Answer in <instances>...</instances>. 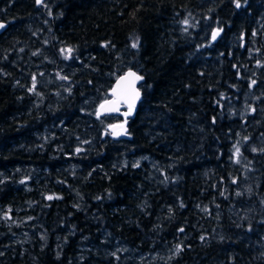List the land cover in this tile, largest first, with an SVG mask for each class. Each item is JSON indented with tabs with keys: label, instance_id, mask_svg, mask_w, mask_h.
Returning <instances> with one entry per match:
<instances>
[{
	"label": "trees",
	"instance_id": "trees-1",
	"mask_svg": "<svg viewBox=\"0 0 264 264\" xmlns=\"http://www.w3.org/2000/svg\"><path fill=\"white\" fill-rule=\"evenodd\" d=\"M239 3L0 0V264H119L116 242L149 264H264V0ZM59 47L85 66L61 113L28 79ZM129 68L142 100L114 140L82 100Z\"/></svg>",
	"mask_w": 264,
	"mask_h": 264
},
{
	"label": "rangeland",
	"instance_id": "rangeland-1",
	"mask_svg": "<svg viewBox=\"0 0 264 264\" xmlns=\"http://www.w3.org/2000/svg\"><path fill=\"white\" fill-rule=\"evenodd\" d=\"M185 21H187V24L184 23V21L181 22L180 28H182L184 30V28H186V26L188 24H192L189 23V19H186ZM60 51L62 50V47H59ZM61 58L60 59H54V58H50L48 55H44L43 60H42V64L43 67L40 68H36V70H34V72L32 71L31 75H29L28 79L30 80V83L33 85V77H35V85H40V86H51L52 89L51 90H46L45 94L46 96H44L45 100L49 102V100L51 99L53 101L52 103H46V109H53L54 111H56L57 113H61L60 109H58V102L60 103L63 100V95L70 92L72 90L71 85H70V81L68 80V75L69 73H73L74 70L77 66L78 68H81V70H83L82 67H85L80 59H74L72 58L73 55L71 54V57L68 59H65V53L61 51ZM50 65L52 68L48 69L46 68V66L44 65ZM35 73V74H34ZM61 77H66V79H62ZM39 86V87H40ZM96 87L99 89L100 85L99 83L96 84ZM97 91V89H96ZM53 92L54 95H50ZM109 92V91H108ZM96 93V92H95ZM90 94V96L86 99L82 100V103L85 104L87 111L90 113H94L95 115V111L96 108L98 107L99 103L102 101L101 100V96H95L96 98H94V95ZM50 97V98H49ZM109 97V93H104V99H107ZM30 100V99H29ZM101 100V101H100ZM41 105H43V99H41V96H35L30 102H28V109H32V108H36L39 111V108L41 107ZM52 105V106H51ZM50 114V113H49ZM53 114V113H52ZM46 116V115H45ZM48 117H51V115H48ZM98 119V118H97ZM100 120L98 121L99 124L104 123V118H99ZM109 122L108 125L111 123H115L118 121H121V119H119L118 117H108ZM50 124L48 125V128H46L45 132L42 133L44 135V138H42V143L43 144H47L50 141V138H52L53 133L52 131L55 129V125H58V123H54V121L52 120V122H49ZM107 125V126H108ZM36 133H34L33 135H35ZM83 141L81 138H79L78 142ZM76 143V141H75ZM63 147V146H62ZM240 148L239 146L236 147ZM53 150L59 152H62V148L61 146H53L52 147ZM74 149H77V147L75 146ZM236 149L232 152L233 159L236 163H241V158H240V149H239V156L236 155ZM66 157H71L69 155H66ZM144 160H146L148 163L154 165L155 162L152 161L151 159L147 158L146 156L142 157ZM21 175L26 177L28 175L26 170H22L21 171ZM240 193V192H239ZM1 222H5L1 212H0V223ZM5 225H9L7 223H5ZM13 225V224H10ZM17 225V224H15ZM30 226L34 227L35 229H38L39 234H37V232L35 231V233L37 234V236H41V229H42V225L38 224H32ZM33 234L34 232L31 230H27V231H21V233H19L18 235L11 237L12 241L14 243H17L18 245H20L22 248H24L25 244L29 241V237L30 235ZM114 252H118L121 251L123 253L122 256H119V258L121 260H119V262L117 261V263L121 264L122 262H126L128 260L133 261V259H135L136 262H141V264H149L150 261L154 258V255H147V254H142V253H136L134 251H129V250H125V248L121 245L118 244V242H116L114 244V247L112 248ZM103 252H105L107 255L108 253H112V251H109L106 246L102 247Z\"/></svg>",
	"mask_w": 264,
	"mask_h": 264
},
{
	"label": "snow or ice",
	"instance_id": "snow-or-ice-1",
	"mask_svg": "<svg viewBox=\"0 0 264 264\" xmlns=\"http://www.w3.org/2000/svg\"><path fill=\"white\" fill-rule=\"evenodd\" d=\"M37 4H41L43 0H36ZM236 7H240L239 0H236ZM185 24H187V21H184ZM4 24H0V28H3ZM219 31H214L212 33L213 40L216 39V37L219 35ZM133 47H137V44H133ZM72 49H62V52L65 53V59H68L71 57ZM62 79H66V77H61ZM143 77L137 75L136 73L129 71L124 77H121L120 80L117 81L116 87L112 90V96L115 97V99L111 101H105V103L100 105V108L98 110L97 115L99 116L102 112H108V111H118L120 104H127L128 111L125 113H122L125 117L130 116L135 108L136 101L140 98V92L135 88V84L137 81L142 80ZM253 83H255L253 81ZM33 87H35V77H33ZM127 123V120H125V124ZM113 134L114 135H124L127 134V129L125 128L124 124L121 125H114L112 126ZM77 151H80L77 149ZM236 155L239 156V148L236 149ZM138 166V165H137ZM235 183V181H233ZM49 200L53 199L54 197L49 196L47 197ZM57 199L59 197H56ZM180 231H183V229H180ZM182 249L177 246V252L181 251Z\"/></svg>",
	"mask_w": 264,
	"mask_h": 264
},
{
	"label": "water",
	"instance_id": "water-1",
	"mask_svg": "<svg viewBox=\"0 0 264 264\" xmlns=\"http://www.w3.org/2000/svg\"><path fill=\"white\" fill-rule=\"evenodd\" d=\"M43 1H44V0H43ZM35 4H36L37 6H40V5H41V4H37L36 0H35ZM0 24H4V27H3V28H0V34H1V33L3 32V30L7 27V23H5V22H0ZM215 31H216V30H215ZM213 32H214V31H213ZM129 71H132V72L136 73L137 75H139L135 70L130 69V68H129V69H126L123 73H121V74L115 79V81H114V83H113L111 89L109 90V97H108L107 99L103 100L101 103H99V105H98V107L96 108V111H95V114H96L97 117L112 116V117H121V118H122V121H118V122L112 123V124H110L109 127H108V131H109V133H110L109 135H110V137H111L112 139H114V140H118V139H127V138H129V136H128V127H127V123H128V122L125 124V120L128 121L130 118H133V117H134V115H135V113H136L137 106H138V104H139V103L141 102V100H142V91H141V89H140V87H139L140 84H141V81H142V80L137 81L136 84H135V88L140 92V98L136 101V103H135V108H134V110H133V112H132V114H131L130 116L125 117L124 115H122V113H125V112L128 111L127 104H123V103L119 105V110H118V111L102 112V113L99 114V116L97 115V113H98V110H99L101 104L105 103V101H111V100L115 99V97L112 96V90L116 87V85H117V81L120 80L121 77H124ZM139 76H140V75H139ZM121 124H124L125 128L127 129V134H124V135H114V134H113L112 126H114V125H121Z\"/></svg>",
	"mask_w": 264,
	"mask_h": 264
}]
</instances>
